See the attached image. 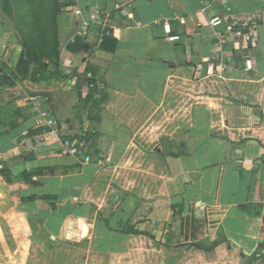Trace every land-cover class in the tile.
<instances>
[{
	"label": "crops",
	"instance_id": "1",
	"mask_svg": "<svg viewBox=\"0 0 264 264\" xmlns=\"http://www.w3.org/2000/svg\"><path fill=\"white\" fill-rule=\"evenodd\" d=\"M62 1L57 61L48 63L57 71L53 77L34 67L16 73L21 39L0 13V121L6 124L0 179L17 191L15 206L40 221L53 248L71 241L80 255L77 262L60 257L49 264H141L128 255L141 257L133 243L146 239L168 264L176 263V254L193 253L264 264V0ZM217 14L254 29L256 43L244 45L224 25L212 27ZM83 20L90 22L86 33ZM166 22L178 41L167 39ZM223 37L228 42L220 52ZM218 53L228 69L207 76L205 66ZM8 79L15 84L3 88ZM177 83L192 100L186 132L160 133L164 144L156 156L166 184L162 194L145 195L122 180L135 136L155 131V120L136 132L129 129L134 119L118 115L142 108H133L139 101L161 108ZM27 95L41 100L30 103ZM42 111L63 122L64 133L89 135L91 162L66 154L58 140L39 142ZM34 194L56 197V208L27 199ZM91 254L106 261H85Z\"/></svg>",
	"mask_w": 264,
	"mask_h": 264
},
{
	"label": "rangeland",
	"instance_id": "2",
	"mask_svg": "<svg viewBox=\"0 0 264 264\" xmlns=\"http://www.w3.org/2000/svg\"><path fill=\"white\" fill-rule=\"evenodd\" d=\"M14 1H17V4L13 3V0H0V13L3 18L11 28H15L16 24H22L26 34L32 37V40L30 39L32 53L55 64V25L58 7H54L51 0ZM61 3L63 6L64 1ZM47 55L49 57H46ZM183 84L177 83L171 89L169 97L166 98L161 108H157L160 106V104L157 106V102L153 107L151 104L142 106L143 103L139 101L133 104V108L138 106L142 108L124 110L118 115L123 116L124 119H134L135 122L129 129H135L136 132L146 121L150 120L148 122L150 123L152 119L155 120V131L141 130L135 136V144L129 150L130 155L133 156L128 164L129 173L122 180L123 184L142 187L145 195L153 192L155 195L162 194L163 186L166 184V173L161 168V163L159 164L160 159L156 156L157 150L164 144L160 140V133L170 132L174 135H183L186 132L183 120L188 110L185 108L192 100L188 95L190 90H187ZM154 155L155 158L152 157ZM15 192L17 191H12V188L7 185L6 178L5 180L0 179V264H49L52 261H58L60 257V260L64 262L69 259L80 261V255L71 249V241L53 248L54 244L44 233L40 221L25 214L22 208L15 206ZM133 247L142 248L143 255L141 257L128 255L130 262L132 259H141V264H168L165 260H161L164 254L157 252L155 241L146 239L145 242H134ZM87 256L89 260H95L97 263L101 260L106 261L105 256L92 254L86 255L85 261ZM223 258L226 259L222 260ZM233 258L235 257L231 254L225 257L217 253L205 255L193 253L186 254V257L176 254L175 264H222L218 262L219 260L231 264Z\"/></svg>",
	"mask_w": 264,
	"mask_h": 264
},
{
	"label": "built area",
	"instance_id": "3",
	"mask_svg": "<svg viewBox=\"0 0 264 264\" xmlns=\"http://www.w3.org/2000/svg\"><path fill=\"white\" fill-rule=\"evenodd\" d=\"M76 14H82L81 9H76ZM220 14L214 15L210 18V25L212 27L225 26V32L230 33L237 37L241 43L254 44L256 43V31L254 29H249L246 31L241 26L240 22L236 18L225 19ZM90 22L87 20L82 21L81 31L86 33L89 29ZM164 30L167 34V39L169 41H178L181 36L173 32L172 26L169 22L164 23ZM74 39H72L73 41ZM227 39L225 37L219 39L220 52L223 50L227 44ZM216 60L208 62L205 66V74L207 76L215 75L217 72L223 73L228 69V65L223 62L221 53L216 55ZM245 68L251 70L254 68L253 59L247 56L245 59ZM196 71L200 72L204 69L202 63L196 65ZM26 100L33 104H38L41 100L40 95H27ZM45 115V121L41 125V130L38 135L39 142H47L49 139L58 140L61 143V147L66 154L74 155L82 159L83 162H91L92 156L89 153V149L92 146V141L88 137L79 136L77 134L64 133L65 125L63 122H59L53 116H48L45 111H42ZM98 164L103 163V159H98Z\"/></svg>",
	"mask_w": 264,
	"mask_h": 264
},
{
	"label": "trees",
	"instance_id": "4",
	"mask_svg": "<svg viewBox=\"0 0 264 264\" xmlns=\"http://www.w3.org/2000/svg\"><path fill=\"white\" fill-rule=\"evenodd\" d=\"M51 1L53 3L54 7H58L57 11L58 10L60 11L59 7L60 6L62 7V3H61L62 1L61 0H51ZM13 3L17 4V1L13 0ZM5 10H6V8H5ZM58 12H57V15H58ZM55 20H56V17H55ZM0 24H2L1 21H0ZM15 29L17 30V33H18L19 38L21 39V43H22V51H21L20 60H19V62L17 64V67H16V70H17L16 73L26 74L29 71L30 67H34L35 72H40V73L46 75L47 77L55 76L57 74V71H51L49 69V64L48 63H50V60H47V59L41 57L40 55H37L36 53H32V51H31L32 43L30 41V39L32 40V37H30V34H26L23 25L22 24H19V25L16 24ZM57 47H58V35H57V23H56V25H55L56 58H57V52H58ZM46 57H49V56L47 55ZM14 84H15V82L13 81V79H8V80H6V85L5 84H3V85L1 84V86H3V88L4 87L6 88L8 86H13ZM3 126H6V124L4 125L0 121V128L3 127ZM7 126H9V125H7ZM16 126H17V122H15V123L10 125V127H16ZM5 132H6V130H5ZM33 173H37V171H34ZM24 174H26V173H24ZM27 199L39 200V201L40 200H46V201H49L51 209L52 208L53 209L56 208V204L52 203V201L55 200L56 197L51 196V195L34 194V195L28 197ZM198 246H199V248H204V247H202L200 245H198ZM255 255L256 254L254 253L253 254L254 258H255Z\"/></svg>",
	"mask_w": 264,
	"mask_h": 264
}]
</instances>
